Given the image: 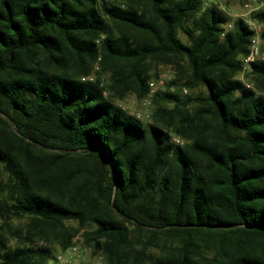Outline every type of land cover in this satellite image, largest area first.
Returning <instances> with one entry per match:
<instances>
[{"label":"trees","instance_id":"obj_1","mask_svg":"<svg viewBox=\"0 0 264 264\" xmlns=\"http://www.w3.org/2000/svg\"><path fill=\"white\" fill-rule=\"evenodd\" d=\"M230 21L201 0H0V264L57 263L70 222L107 264H264V95L236 78L254 31ZM150 59L205 92H157L144 123L83 80L99 61L142 98Z\"/></svg>","mask_w":264,"mask_h":264},{"label":"rangeland","instance_id":"obj_2","mask_svg":"<svg viewBox=\"0 0 264 264\" xmlns=\"http://www.w3.org/2000/svg\"><path fill=\"white\" fill-rule=\"evenodd\" d=\"M204 8L212 7L216 4L219 9L224 12L229 18L231 26L235 20H242L249 28L254 31V36L258 39L260 43V54L259 61H264V41L262 35L264 34V23L255 21L252 18L253 13L264 9V0H257L253 3L251 8L247 7L249 0H201ZM246 3V4H245ZM227 29H230L228 25ZM183 37V36H182ZM145 70L149 76V93L142 98H139L136 93L126 92V91H111L108 86L112 84V76L108 71H102L99 61L94 63L91 75L87 78H92V81H99L100 86L104 88V95L111 97L114 102L120 106L125 112L136 117V114L140 111L147 112L149 118L140 119L144 123L152 121V115L154 111L153 98L154 95L159 91L170 90L180 96L182 99H186L190 96H198L200 93L205 92L204 89H188L183 86L182 73L184 70V62L182 61H169L167 59H150L145 64ZM238 80L242 81L247 88L256 91L258 94L264 95V90L261 88L260 82L257 78L251 74V66L246 61L243 60V70L236 77ZM176 82L174 86L169 88V84ZM192 109V106L190 107ZM173 141L177 144L183 145L184 141L174 137ZM25 223L20 221H12V227H5L1 232L5 233L10 239L11 245L15 244L16 238H13V232L18 228H24ZM70 226L76 232L73 238L72 245H77L82 250L83 259L76 260L73 264H96V260L101 257L104 258L100 253L95 254L93 249L85 244L84 233L86 229L80 228L77 223L70 222ZM54 250V257L56 258L60 253L61 249L57 244L52 245ZM216 248L210 247L204 250L205 256L207 258L213 259L216 254ZM153 256L160 255V251L157 249H152L150 251ZM218 254V253H217ZM49 264H57L56 259L52 260ZM145 264H151L146 261Z\"/></svg>","mask_w":264,"mask_h":264},{"label":"built area","instance_id":"obj_3","mask_svg":"<svg viewBox=\"0 0 264 264\" xmlns=\"http://www.w3.org/2000/svg\"><path fill=\"white\" fill-rule=\"evenodd\" d=\"M255 1L256 0H249L247 7L251 8L252 4ZM228 27L231 28V24H228ZM259 54H260V43H259L258 39L254 36L252 39L250 54L246 58V61L249 64L259 61ZM83 80L84 81H87V80L92 81V78H84ZM146 113L147 112H145V111H140L136 114V118H138V119L149 118V115ZM82 259H83L82 251L80 250V248L77 245H74L67 251V253L60 252L58 254L57 264H73L76 260L81 261ZM96 264H107V263L103 260V258L99 257L96 260Z\"/></svg>","mask_w":264,"mask_h":264}]
</instances>
